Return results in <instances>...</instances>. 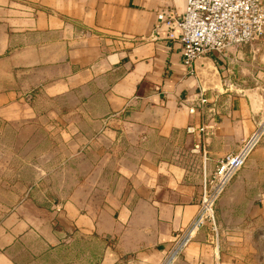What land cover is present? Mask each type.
I'll list each match as a JSON object with an SVG mask.
<instances>
[{"label":"crops","instance_id":"obj_1","mask_svg":"<svg viewBox=\"0 0 264 264\" xmlns=\"http://www.w3.org/2000/svg\"><path fill=\"white\" fill-rule=\"evenodd\" d=\"M185 3L0 0V118H37L45 102L58 132L51 206L26 199L4 220L0 264L36 260L25 239L93 242L97 264H164L196 215L203 153L214 171L264 124L257 90L219 85L234 62L210 54L188 74L180 31L159 19L181 20ZM201 90L207 111L192 114ZM217 218L219 249L201 232L172 264H264V137Z\"/></svg>","mask_w":264,"mask_h":264},{"label":"built area","instance_id":"obj_2","mask_svg":"<svg viewBox=\"0 0 264 264\" xmlns=\"http://www.w3.org/2000/svg\"><path fill=\"white\" fill-rule=\"evenodd\" d=\"M159 19L171 29L180 31L183 47V66L193 75L195 63L210 54L226 58L264 35V0H186L181 20L170 12ZM173 37V34H171ZM209 100L201 90L190 112L207 111ZM204 128L189 127L188 134L203 133ZM264 137V124H260L239 149L208 171L207 153H203L201 194L197 212L190 223L179 231L164 264H172L193 243L201 232H206L207 243L216 250L221 244L222 230L217 218V205L227 189L259 147Z\"/></svg>","mask_w":264,"mask_h":264},{"label":"rangeland","instance_id":"obj_3","mask_svg":"<svg viewBox=\"0 0 264 264\" xmlns=\"http://www.w3.org/2000/svg\"><path fill=\"white\" fill-rule=\"evenodd\" d=\"M224 59L234 63L223 66V72L227 74L221 77L219 85L233 94L239 89L257 90L264 97V35L230 51ZM50 106L41 102L37 107L44 112L23 122L13 123L0 118V226L26 199L47 206L52 203L51 188L58 180L53 175L56 164L51 156L58 132L52 124L55 119L47 113ZM25 242L22 245L36 252L33 254L36 260L29 264H89L91 257L94 264L98 263L100 248L93 242L84 244L67 239L61 246H44L43 249L33 240L25 239Z\"/></svg>","mask_w":264,"mask_h":264}]
</instances>
